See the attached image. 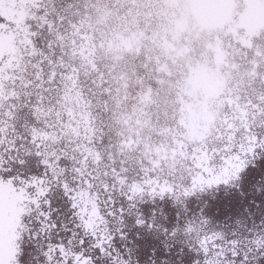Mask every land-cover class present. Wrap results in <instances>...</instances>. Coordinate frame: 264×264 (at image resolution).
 Instances as JSON below:
<instances>
[{
    "label": "snow or ice",
    "instance_id": "obj_1",
    "mask_svg": "<svg viewBox=\"0 0 264 264\" xmlns=\"http://www.w3.org/2000/svg\"><path fill=\"white\" fill-rule=\"evenodd\" d=\"M261 160L264 0H0V264H264Z\"/></svg>",
    "mask_w": 264,
    "mask_h": 264
},
{
    "label": "flooded vegetation",
    "instance_id": "obj_2",
    "mask_svg": "<svg viewBox=\"0 0 264 264\" xmlns=\"http://www.w3.org/2000/svg\"><path fill=\"white\" fill-rule=\"evenodd\" d=\"M212 6L211 5H205L203 7L197 6L190 9L191 12L194 14H205L206 12L211 11ZM120 44L121 46L125 44H132L135 46L137 43V40L132 37L131 35L125 36L123 39L121 37H116L114 40V44ZM194 75H196L198 78L196 80V83L194 85L195 91H204L207 89H210L215 86V71L212 65H207L202 68H194L193 69ZM259 167L258 168H252L250 166L248 172L245 174V181L243 184V188L246 193H248L243 200L236 194L232 193L230 196H225L223 189L220 190V192L217 194L216 201H213V205L215 203H223L225 200L231 201L234 205L239 204L240 207H243L249 202V199L252 197V193L248 192V188L250 184L253 182V180L259 175L261 171H264V160H261L258 162ZM256 199H260L259 196L255 197ZM145 213H149V209L151 205L149 203H145L143 205ZM165 210L168 211L167 206H165ZM172 219H174V212H168V218L167 220L162 219L163 223H169ZM137 229L135 226H133L132 230L130 231V236L133 240L137 242V248H136V258L137 260L141 261V264H143V261L147 259L148 257L152 256V245L158 243L150 236H142L137 237L135 235V232ZM157 257L162 252V246L157 248Z\"/></svg>",
    "mask_w": 264,
    "mask_h": 264
}]
</instances>
